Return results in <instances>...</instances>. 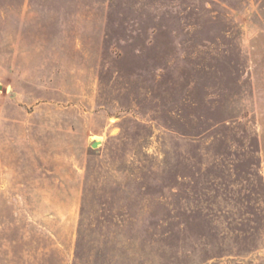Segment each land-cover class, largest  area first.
<instances>
[{
    "label": "rangeland",
    "instance_id": "obj_1",
    "mask_svg": "<svg viewBox=\"0 0 264 264\" xmlns=\"http://www.w3.org/2000/svg\"><path fill=\"white\" fill-rule=\"evenodd\" d=\"M0 264H264V0H0Z\"/></svg>",
    "mask_w": 264,
    "mask_h": 264
},
{
    "label": "water",
    "instance_id": "obj_2",
    "mask_svg": "<svg viewBox=\"0 0 264 264\" xmlns=\"http://www.w3.org/2000/svg\"><path fill=\"white\" fill-rule=\"evenodd\" d=\"M92 146H93V147H97V146H98V142H97V141L94 142V143L92 144Z\"/></svg>",
    "mask_w": 264,
    "mask_h": 264
}]
</instances>
